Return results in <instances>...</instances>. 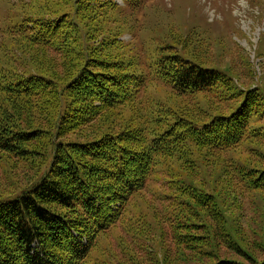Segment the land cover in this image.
I'll return each instance as SVG.
<instances>
[{"label":"trees","instance_id":"1","mask_svg":"<svg viewBox=\"0 0 264 264\" xmlns=\"http://www.w3.org/2000/svg\"><path fill=\"white\" fill-rule=\"evenodd\" d=\"M123 1H12L0 27V264H264V221L251 240L231 210L236 185L264 201V90L173 29L135 50L121 36L143 2ZM157 82L165 99L148 92ZM242 143L247 158L226 155ZM204 165L214 178L199 183ZM158 173L153 225L131 208Z\"/></svg>","mask_w":264,"mask_h":264},{"label":"rangeland","instance_id":"2","mask_svg":"<svg viewBox=\"0 0 264 264\" xmlns=\"http://www.w3.org/2000/svg\"><path fill=\"white\" fill-rule=\"evenodd\" d=\"M12 1L9 4L6 0H0V27L8 25L17 13V6ZM117 1L123 4L122 6L125 5V1ZM142 2L138 21L130 18L131 22H137L135 29L132 33L121 36L135 50L142 52L145 47L153 46V40L159 41L164 36H170V29H173L183 37L190 36L191 47H194L196 52L200 48H205L199 54L205 55L209 63L225 68L235 63L238 80L245 82L246 85L256 84L264 90V0H142ZM3 39L0 30V51L4 50L1 47ZM257 52L261 55H257ZM241 54L250 58L252 66L245 65L240 58ZM150 87L148 92L156 99L159 97L165 99L169 93V87L163 83L157 82ZM205 100L202 94L193 99L200 105H204ZM248 152L249 144L242 143L228 151L226 155L242 161L247 158ZM213 173L204 165L200 168V174L196 176L195 181L199 183L204 179L211 181L214 178ZM161 177V173L151 177L147 184L149 189L139 195L141 198L132 202L131 209L135 214L139 213V207L143 208L144 211H141L146 221H151L153 225V215L158 212L155 204L159 203L153 198L161 188ZM234 188L238 190L240 200H235L236 206L231 210L234 215H241L243 229L248 238L253 240L263 233L264 212L261 208L264 201L259 191H244L238 185ZM112 232L108 240L113 241L117 236L118 227ZM157 234L160 235L158 232ZM162 242L163 239L153 244L156 251H159L158 256L162 253ZM105 245V242H102V245L97 247L100 256ZM174 251L170 252L172 256ZM263 252L258 249L256 254L262 256Z\"/></svg>","mask_w":264,"mask_h":264}]
</instances>
